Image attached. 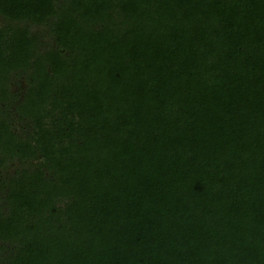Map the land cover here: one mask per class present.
Returning <instances> with one entry per match:
<instances>
[{"label":"trees","instance_id":"16d2710c","mask_svg":"<svg viewBox=\"0 0 264 264\" xmlns=\"http://www.w3.org/2000/svg\"><path fill=\"white\" fill-rule=\"evenodd\" d=\"M0 264H264V0H0Z\"/></svg>","mask_w":264,"mask_h":264}]
</instances>
